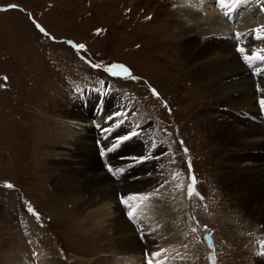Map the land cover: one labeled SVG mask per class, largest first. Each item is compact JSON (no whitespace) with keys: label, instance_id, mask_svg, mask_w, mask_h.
Wrapping results in <instances>:
<instances>
[{"label":"rangeland","instance_id":"rangeland-1","mask_svg":"<svg viewBox=\"0 0 264 264\" xmlns=\"http://www.w3.org/2000/svg\"><path fill=\"white\" fill-rule=\"evenodd\" d=\"M181 1L0 0V264H27V252H38L35 253L31 247L35 244H39L43 250L48 264L119 263L117 256L104 255L103 247L94 243L90 224H86V230L77 235L74 228L79 227L80 222L87 223L83 216L90 211L97 215L113 213L131 226L133 223L126 220L127 202L119 205L118 197L114 195V208L98 202L90 211H77L71 208L70 201L64 202L65 206L62 207L57 199L50 197L54 193L49 188L52 186L46 169L52 165L51 159L57 151L55 146L65 134V116L71 115L62 103L63 93L66 96L65 91L71 87H94L99 89L96 93L106 87L118 95L116 101L119 104L122 100L131 101L128 116L119 124L113 119L116 127L120 125L118 128L126 129L130 126L133 129L134 133L131 129L127 133L129 128L126 129L125 139L130 135L131 139L136 136L145 142L144 128L151 130L152 133L147 131V134H150L154 145L148 147L146 144L142 159H136L134 164L139 166L150 157L155 161H147V165L157 168L154 172L148 166L151 175L147 179L151 181L152 190L147 194H134L128 199L132 203L130 206L137 210V215H144L145 220L152 222V229L157 230L160 226L159 230H162L156 232L155 237L160 239L161 247H169L173 245L172 242L181 245V235L196 229L194 220L186 219L183 225L182 206L175 197L178 195L182 199L187 187L185 183L194 182L195 171L191 157H185L187 154L192 155L194 161L206 164L208 171L201 170L202 174L212 178L215 174L213 179L220 181L224 177L223 183L227 186L229 180L217 141V125L211 120L214 117L210 119L208 114H216V106L210 100L204 82L190 75L193 73V70L187 69L190 59L183 56L181 50L183 40L192 38L198 27L180 25L177 29L178 25L174 24L179 23ZM55 55L58 61L53 58ZM66 101L71 102L67 96ZM174 112L178 116L173 117ZM120 115L115 118L118 119ZM145 120L150 122L147 127ZM203 129L209 133L202 132ZM200 139L204 153L198 144ZM116 144L123 147V140ZM139 147L134 146L136 149ZM36 158L40 160L35 162ZM62 159L66 161L67 156H62ZM144 165L146 167V163ZM144 181L142 179L138 184L143 185ZM9 184L12 187H8ZM11 188H14L13 192ZM229 188L232 194L228 196L243 208L242 202ZM197 191L198 195L189 188L188 193L193 199L190 202H194L195 197L206 200L207 191L211 190L204 186L198 187ZM224 194H227L226 191L221 192V195ZM123 198L126 199V194ZM161 200L165 210L159 220L155 215L156 203ZM220 207H225V204L213 206L218 213L216 221L211 219L213 213L211 218L198 215V222L204 227L203 230L212 231L210 236L214 243L215 239H220L223 245L214 247L226 264H229L226 253L236 248L228 243L235 238H246L252 244L241 249L243 256L236 257L235 261L250 264L249 259L257 254L251 251L254 239L257 237L258 242L264 231L260 230V225L249 220L254 226L249 233L244 232L249 228L239 221L232 227L228 222V232L225 233V221L220 216L223 209ZM161 210L162 207L159 214ZM168 211L175 217L164 223ZM241 211L243 214L245 209ZM247 215L253 221L257 220L255 215ZM153 218L156 219L154 224ZM24 224L27 227L23 229ZM138 228L134 225V231L129 234L135 235ZM200 237L205 245L195 243V238L190 234L184 236L189 241L187 253L183 254L185 249L182 246L172 252L157 249L150 254L149 261H155L154 264H198L196 258H200L203 264H211L202 233ZM157 239L154 238L155 242H158ZM263 243L259 241L261 248ZM243 245L242 241L238 246ZM158 246L159 242L148 248ZM141 248L139 253L145 249ZM179 253L183 255L178 258ZM103 261L105 263H101ZM222 261L217 257L214 264H223Z\"/></svg>","mask_w":264,"mask_h":264},{"label":"bare ground","instance_id":"bare-ground-1","mask_svg":"<svg viewBox=\"0 0 264 264\" xmlns=\"http://www.w3.org/2000/svg\"><path fill=\"white\" fill-rule=\"evenodd\" d=\"M234 1L235 0H183L180 2L178 9L181 14L179 23H174L179 26L176 27L177 29L180 28V25H185L187 28L189 26L198 27V31L192 38L183 40L181 43V50L184 52L183 56H187L186 58L190 59V63L187 64V66H189L187 69L193 70V73L190 75L192 78L201 79V81L204 82L205 88L208 89L207 92L210 93V100L216 106V114H211L209 112L208 114L210 119L214 117V119L211 120L215 121L217 125V141L221 148V159L225 160V172L229 180L226 186L225 183H223L224 177H220L222 179L220 181L218 178L213 179L215 174L213 178L212 176L202 174L201 170L208 171L206 169V164L201 163L200 157L199 161L201 162L193 160V168L195 171L194 182L185 183L187 187L182 199H180L178 195H175L182 206L181 217L183 225L186 224V219L194 220L195 224H193V226L196 228L195 231L191 230L181 235L182 244L179 246L184 247L185 252L183 254L187 253L189 248V241H186L184 236L188 237L192 234V237L196 240L195 243L202 242V244L205 245L200 237V233L205 234V232L209 230H203L204 227L198 222L197 216L204 215L211 218L214 213L211 219L216 221L218 213L215 212L216 209H214L213 206L217 207L220 204H225V207H220L223 209L220 210V216L224 218L225 221V233L228 232L226 224L231 222L229 227H232L237 221L249 228L244 229V232L249 233L251 231L250 229L254 227L250 224L249 220L256 223L255 225H260V230L264 231V123H257L252 120L261 118L262 112H264V103H261L264 101V74H261V72L264 71V59L259 60L254 67L256 75H252L247 65H244L245 61L243 62L244 56L250 57V54L258 53L250 52L255 49H261L258 54L264 56V28L259 32L254 31L251 39H247L246 29L243 24L229 23L221 11L229 9ZM251 1L252 0H243L241 4L246 8L249 6L247 3ZM183 5L184 7L182 8ZM262 5H264V0H262ZM252 20L255 21V18L252 17ZM263 21L264 12L257 17V22ZM253 24H256V22H253ZM238 34L241 35L239 39L236 38ZM168 38L171 37L168 36ZM241 48L244 49L243 52L240 51ZM53 58L58 61L57 55ZM44 66H46L45 63ZM47 72L49 74V71ZM104 90L103 88L97 93L96 91H92L90 95L82 98L84 102H88L92 105L99 97H103V108L101 110L93 108V120L90 119L91 116L87 118L89 114H84L82 112L84 110H81L76 103H74L72 107L73 109L75 108V110L69 111L71 115L65 116L67 123H64L65 126L63 127V132L65 134L61 137V141L55 146L57 151L56 154H54V158L52 157L51 159L52 165L50 164L51 166L46 169V175H49L48 180L52 186V188H49L54 193L50 197L57 199V202H60L62 207L65 206L64 202L70 201L72 203L71 208L74 207L77 211L89 210L98 202L106 203L111 205V208H114L113 206L115 205L112 203L114 195L120 197L119 194L124 193L128 198H131L134 194L148 193L152 190L149 184L151 181L149 178L147 179V177L151 175V170L155 172L157 168L147 165V161H149L151 157L145 160L146 167L144 162H141L144 164L135 168L131 166V163L133 161L135 162L136 159H142V151L145 147H153L154 145L153 140L150 139V134H147V131L152 133L147 127L148 124L150 125V122L147 120L144 121L145 127L147 128L146 130L144 128L143 136L147 141L142 142V140L136 136L131 139L130 135L125 139L126 129L129 128L127 133L131 130L132 133H134L133 129H131L130 126H124L126 129L116 128L113 124H116L114 120H117V123H119L128 116L132 102L124 103L121 110L116 112L115 110L119 105L116 101L118 95ZM107 99H110V102H106L105 100ZM175 111H177V109H175ZM118 114L121 115L116 119L115 117L118 116ZM176 116H178V114L174 112L173 117ZM203 117L204 116H201V118ZM93 125H96V127H93ZM27 126L28 125L25 127L27 128ZM100 128H103L104 131V133H101L103 135L104 140L102 141L104 144L101 145V149L98 150L96 148V143L99 138L97 134L100 132ZM194 132L198 133V131ZM202 132L209 133L204 129ZM69 135H71V137H69ZM119 140H123V147H120L121 153L109 157V161L115 162L119 166V170L113 173L115 177H112L109 174L111 168L107 170L110 164L103 165L99 160L98 153L99 151L100 153L102 152L106 143L108 144L106 146H113L114 143ZM146 144L147 146H145ZM198 144L203 152L204 149L201 145V139L198 140ZM134 146L139 148L136 149ZM62 156H67V160L65 161V159H62ZM36 160L39 161L40 159L36 158L35 162ZM151 161L155 163L153 159H151ZM129 177L134 180L130 181ZM142 179H145L143 182L144 184H138ZM204 186H207L211 190L210 192L208 191L207 199L202 201L195 197V201L190 202L193 199L192 195L188 193L189 188L196 194L197 188ZM229 187L232 188L237 200L240 203L242 202L241 205L247 214L255 215L258 221L256 219L253 221V218L250 219L251 217H248L239 203H235L233 198L228 196L232 194ZM216 189L217 191L214 192ZM10 191L13 192L14 188H11ZM224 191H226L227 194L221 195V192ZM124 194L121 197H124ZM128 198L126 220L129 222L128 219L132 213H134L135 217H139L140 215H137V210L130 206L132 203ZM138 202L140 201L138 200ZM117 203L120 205L118 200ZM142 206L143 205H140L141 208ZM156 206L157 211L155 215L160 220L165 206L162 200L159 202L157 201ZM161 207L162 210L159 214ZM141 210H144V208ZM241 210L244 211L243 214ZM79 213L83 214V212ZM85 215L83 219H85L87 223L80 222V226L74 228L75 234L77 235L84 231V226L90 224L91 231L94 232V243H98L103 247V250H105L104 252H106L104 255L117 256L119 263L116 262V264H154L155 261L150 263L149 258L150 254L155 250L159 249L166 251V249H168L170 250L168 252H172L179 247L176 242H172L173 245L169 247H161V241L155 237V233L162 229L159 230L160 226L157 230L152 229V222L147 219V222L144 221L146 225L137 220L133 224L129 222L131 227L128 223L125 224L119 220L117 215H113V213L110 214V212L97 215L90 211ZM171 215L172 213L168 211L163 222L166 223L168 219L175 217ZM116 216L118 220L115 219ZM110 217L114 218L109 220ZM151 220L153 224L156 222L155 218ZM203 223L206 226L205 219ZM134 225L141 230L147 229V233L135 232V235H130L129 232L134 231L132 229ZM26 227L27 224H24L23 229ZM209 232L212 231L210 230ZM254 232L255 230L253 233ZM225 235L227 240V234ZM154 238L159 242V246L149 249V245L156 243ZM150 241L153 242L151 243ZM242 241L244 245L239 248L238 245H240ZM32 243L35 244V241H32ZM251 244L252 243H249L248 240L246 241L244 237L243 239L235 238L230 244L228 243V245L236 247L233 251L229 249V254L232 256V261L229 264H241L235 261V258L243 256V251L240 254L241 249L243 250L244 247ZM222 245L220 239H215V246L220 247ZM31 247L35 249V253L38 251L36 253L38 257H36L34 253L27 252V264H48L39 244L37 246L36 244L31 245ZM141 247H145V249L139 253L142 249ZM183 254L179 253L177 257L179 258ZM140 257H142L143 260L139 259ZM249 260L250 264H255V262L264 264V253H261L259 258L253 256ZM196 261L198 264H203L200 258H196ZM101 263L105 262L103 261ZM109 263L111 264V262ZM204 263L206 264V262ZM222 263L226 264L225 261H222Z\"/></svg>","mask_w":264,"mask_h":264},{"label":"snow or ice","instance_id":"snow-or-ice-1","mask_svg":"<svg viewBox=\"0 0 264 264\" xmlns=\"http://www.w3.org/2000/svg\"><path fill=\"white\" fill-rule=\"evenodd\" d=\"M41 31H43V29H41ZM78 47H81V48H83L84 46L83 45H79ZM240 51L241 52H243L244 51V49L243 48H241L240 49ZM249 57H245V59H248ZM260 59H264V56H261V57H259ZM125 72H127V69H125ZM153 92H155V90L153 89ZM261 103H264V101H262ZM8 187H12V185H8ZM191 194V193H190ZM193 231H195V229H193Z\"/></svg>","mask_w":264,"mask_h":264},{"label":"water","instance_id":"water-1","mask_svg":"<svg viewBox=\"0 0 264 264\" xmlns=\"http://www.w3.org/2000/svg\"><path fill=\"white\" fill-rule=\"evenodd\" d=\"M209 242H210V239L208 238Z\"/></svg>","mask_w":264,"mask_h":264}]
</instances>
